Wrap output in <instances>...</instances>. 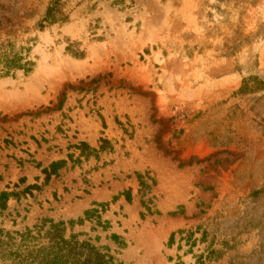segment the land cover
<instances>
[{"label":"rangeland","instance_id":"rangeland-1","mask_svg":"<svg viewBox=\"0 0 264 264\" xmlns=\"http://www.w3.org/2000/svg\"><path fill=\"white\" fill-rule=\"evenodd\" d=\"M114 1L69 0L67 23L39 32L49 0H0V39L15 31L36 63L0 79V193L39 187L0 215V264L26 229L47 244L48 221L102 203L107 231L66 237H98L125 264H264V86L240 92L264 82V0ZM100 140L89 159L74 149Z\"/></svg>","mask_w":264,"mask_h":264},{"label":"trees","instance_id":"trees-1","mask_svg":"<svg viewBox=\"0 0 264 264\" xmlns=\"http://www.w3.org/2000/svg\"><path fill=\"white\" fill-rule=\"evenodd\" d=\"M69 0H49L44 16L36 23L35 29L39 32H43L46 28L53 25H62L67 23L68 14L65 11L66 3ZM99 1V0H96ZM122 0H115L113 4H117ZM2 30V29H1ZM29 31L28 28L24 29V33ZM15 31L8 30L6 32V39H0V79L14 76L16 72H23L25 76H29L33 73L36 63L30 59L31 47H17L16 43L8 36L14 35ZM68 52V48L66 49ZM75 57H82V53L74 52ZM264 82L256 78H252L247 83H244L240 89V92L252 91L262 88ZM99 150L91 148L85 142H79L74 146V149L80 152L79 157L89 159L92 156L106 151L108 142L106 140H100ZM70 158L72 156L70 155ZM65 161L52 162L48 167L42 169V174L45 175V183L49 181L51 176H57L58 171L64 167ZM137 181L141 190L148 188L145 176L138 174ZM150 180V179H149ZM23 181H21L22 183ZM154 183V182H153ZM39 190L36 185H30L24 188L20 192L13 191L8 193L3 191L0 193V215L7 209V202L9 198H15L19 200V195H32V191ZM125 191L122 193L125 196L127 202L131 201V197ZM146 204V203H145ZM94 208L86 210L83 213V217L77 221L64 222H49V227L44 232L42 240H47V244L41 243L38 245H30V243L36 239L30 230L26 229L24 234H21V242L17 245V249L9 253V257L13 258L12 264H125L120 261L112 250L107 246L97 245L99 238L96 237L94 241L87 238L86 240H79L78 235H69L66 237L67 227L72 228L75 225H83L85 222L95 223L96 227L101 228L102 231H107L110 226L108 221H102V214L105 212L107 205L93 204ZM147 212L150 214V208L145 206ZM181 234L180 240H185L190 246L195 240L191 238V234H185L183 231H178ZM188 233V232H187ZM176 233H171L168 240V245H172L174 242V236ZM110 240L117 246L118 249H124V240L116 235L111 234ZM212 251H210L211 253ZM118 254L117 252H114ZM177 264H182L181 262Z\"/></svg>","mask_w":264,"mask_h":264}]
</instances>
